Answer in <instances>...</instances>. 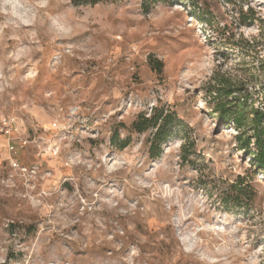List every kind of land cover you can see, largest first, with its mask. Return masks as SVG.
Masks as SVG:
<instances>
[{
  "label": "rangeland",
  "instance_id": "obj_1",
  "mask_svg": "<svg viewBox=\"0 0 264 264\" xmlns=\"http://www.w3.org/2000/svg\"><path fill=\"white\" fill-rule=\"evenodd\" d=\"M224 87L264 109V0H0V264H264Z\"/></svg>",
  "mask_w": 264,
  "mask_h": 264
},
{
  "label": "trees",
  "instance_id": "obj_2",
  "mask_svg": "<svg viewBox=\"0 0 264 264\" xmlns=\"http://www.w3.org/2000/svg\"><path fill=\"white\" fill-rule=\"evenodd\" d=\"M234 93L235 91L228 87L213 91L215 94L213 100L223 98V101H218L215 104V113L219 114L223 120L232 121L240 133L237 137L240 144L239 149L252 158L253 166L264 175V109L251 107L248 112L247 99H233ZM173 119L174 117L172 118L170 114L164 115L162 111H155L151 117L140 115L137 121L132 124V129L136 133H143L149 129L153 130L149 148L151 159L159 158L161 145L172 137ZM126 146L127 143L123 144L122 148ZM244 185L245 178L239 176L232 186L233 206L238 209L248 206L242 200L248 199L251 202L255 197V192L251 186L249 184Z\"/></svg>",
  "mask_w": 264,
  "mask_h": 264
},
{
  "label": "built area",
  "instance_id": "obj_3",
  "mask_svg": "<svg viewBox=\"0 0 264 264\" xmlns=\"http://www.w3.org/2000/svg\"><path fill=\"white\" fill-rule=\"evenodd\" d=\"M11 130V123L8 122L7 127H6V133L9 134Z\"/></svg>",
  "mask_w": 264,
  "mask_h": 264
}]
</instances>
